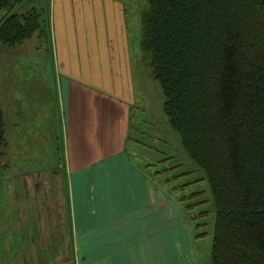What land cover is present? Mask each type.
<instances>
[{
	"label": "trees",
	"instance_id": "16d2710c",
	"mask_svg": "<svg viewBox=\"0 0 264 264\" xmlns=\"http://www.w3.org/2000/svg\"><path fill=\"white\" fill-rule=\"evenodd\" d=\"M49 2L0 0L8 11L0 44L48 39ZM146 2L141 58L170 127L205 174L215 208L211 264H264V0ZM58 181L70 208L65 175ZM67 224L71 233L70 211Z\"/></svg>",
	"mask_w": 264,
	"mask_h": 264
},
{
	"label": "crops",
	"instance_id": "0c3cea01",
	"mask_svg": "<svg viewBox=\"0 0 264 264\" xmlns=\"http://www.w3.org/2000/svg\"><path fill=\"white\" fill-rule=\"evenodd\" d=\"M48 20L58 81L53 120L59 117L49 136L56 138L59 126L61 148L55 141L57 152L51 149L39 171L59 167L65 175L68 263L211 264L210 251L209 263L181 214H168L169 198L148 174L151 163L136 162L138 153L129 148L138 125L146 123L135 121L134 110L148 106L151 79L126 2L50 0Z\"/></svg>",
	"mask_w": 264,
	"mask_h": 264
},
{
	"label": "rangeland",
	"instance_id": "374dc122",
	"mask_svg": "<svg viewBox=\"0 0 264 264\" xmlns=\"http://www.w3.org/2000/svg\"><path fill=\"white\" fill-rule=\"evenodd\" d=\"M124 2L140 56V14L147 2ZM7 13L1 9L0 19ZM53 55L49 39L38 33L20 44H0V107L6 143L0 144V264H69L73 259L69 208L58 181L59 167L39 171L51 149L57 152L54 143L61 136L57 125V137L49 136L55 129L53 121L59 118L53 120L58 85ZM142 62L151 79V90L144 104L148 106L134 110L135 121L144 118L146 123L138 125L129 148L138 153L136 162L151 163L148 174L169 198L168 214H181L199 239L196 244L207 250L209 262L215 208L205 174L170 127L162 110L160 84ZM59 156L58 151L57 161L61 162Z\"/></svg>",
	"mask_w": 264,
	"mask_h": 264
}]
</instances>
